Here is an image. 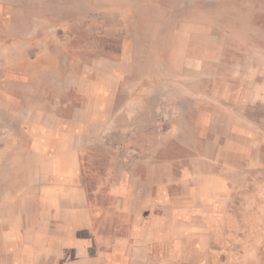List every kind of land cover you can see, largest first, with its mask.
Wrapping results in <instances>:
<instances>
[{"label": "crops", "instance_id": "crops-1", "mask_svg": "<svg viewBox=\"0 0 264 264\" xmlns=\"http://www.w3.org/2000/svg\"><path fill=\"white\" fill-rule=\"evenodd\" d=\"M74 1L0 0V105L9 104L8 114L22 117L28 138L21 145L24 157L10 162L26 165L19 188L11 190L8 202L0 200V210L10 212L0 228V257L12 255L17 264H162L163 253L172 257L193 250L223 221L228 210L218 197L228 192L231 177L212 166L216 160L204 162L205 172L197 173L195 163L178 166L160 158L159 151L141 160L137 172H118L114 155L106 162L94 156L98 143L117 148L113 138L122 119L147 112L146 83L137 71L142 62L134 39L121 59L95 57L82 69L74 67L69 32L85 17ZM103 3L101 10L110 11V1ZM54 51L66 60L56 82L67 85L70 95L52 100L46 88L37 97L32 70H49L47 56ZM15 53L29 57L12 61ZM245 93L238 91V98ZM30 96L35 106L20 109ZM218 103L223 107L221 99ZM175 130L171 126L169 132ZM199 180L207 193L194 186Z\"/></svg>", "mask_w": 264, "mask_h": 264}, {"label": "rangeland", "instance_id": "rangeland-1", "mask_svg": "<svg viewBox=\"0 0 264 264\" xmlns=\"http://www.w3.org/2000/svg\"><path fill=\"white\" fill-rule=\"evenodd\" d=\"M105 1L72 2L85 15L74 21L69 32L74 67L82 69L95 57L121 59L134 39L142 62L137 71L146 83L147 112L122 119L113 138L117 148L98 143L94 156L106 162L114 155L120 173L137 172L140 161L158 151L160 158L178 166L195 163L197 173L205 172L204 162L216 160L212 166L222 167L231 177L228 192L218 197L228 210L223 221L199 239L200 246L172 257L163 253L161 262L264 264V97H259L264 85L256 87L264 83V0H109L108 12L101 10ZM92 8L96 11L88 14ZM28 57L15 53L11 59ZM47 59L49 70H32L38 81L37 97L46 88L52 100L67 98V85L56 82L66 71V60L57 51ZM245 89L243 99L238 98V91ZM35 103L30 96L19 108H32ZM161 106L162 111H156ZM1 107L0 200L6 203L26 172V165L10 162L24 157L21 145L28 138L21 131L22 117L8 114L9 104ZM221 107L224 111H215ZM128 126L134 130L123 131ZM171 126L174 133L169 132ZM139 128L144 131L138 132ZM161 134L163 147L158 149ZM167 172L163 168V174ZM87 182L95 187L93 177ZM204 184L194 182L200 193H207ZM9 213L0 210V228ZM0 264L17 261L3 254Z\"/></svg>", "mask_w": 264, "mask_h": 264}]
</instances>
